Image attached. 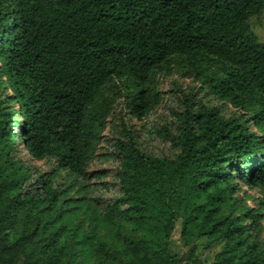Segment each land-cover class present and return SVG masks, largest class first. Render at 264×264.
<instances>
[{
	"label": "trees",
	"instance_id": "16d2710c",
	"mask_svg": "<svg viewBox=\"0 0 264 264\" xmlns=\"http://www.w3.org/2000/svg\"><path fill=\"white\" fill-rule=\"evenodd\" d=\"M263 10L264 0H0V91L20 109L19 121L0 109V264H264L248 222L261 216L235 183L264 190V43L250 26ZM173 67L251 115L182 93L177 134L155 129L178 155L118 143L121 195L103 209L61 205L50 182L45 197L22 190L32 174L12 155L17 135L33 159L85 177L110 112L104 87L133 80L130 113L143 119L159 100L143 85ZM80 207L93 210L89 230L70 218ZM178 224L185 256L171 249ZM198 239L220 246L212 259Z\"/></svg>",
	"mask_w": 264,
	"mask_h": 264
},
{
	"label": "rangeland",
	"instance_id": "374dc122",
	"mask_svg": "<svg viewBox=\"0 0 264 264\" xmlns=\"http://www.w3.org/2000/svg\"><path fill=\"white\" fill-rule=\"evenodd\" d=\"M250 26L257 35L258 41L264 43V10L260 15L250 18ZM185 72L186 69L184 68L173 67L167 73L157 72L149 82L143 85L147 91L159 95L157 104L143 119H137L130 113L128 100L136 88L133 80L116 79L104 87L102 93L103 97L110 103V112L106 118L101 137L89 154L85 177L75 176L70 174L68 170L59 169L53 158L33 159L32 156L21 150L23 145L20 136L17 135V148L12 151V155L23 164H29L32 174L22 190L41 194L42 197H45L43 182H50L52 187L61 190V205L65 204V200L71 198L73 201H82L80 203L84 205L92 204L98 210L103 209L107 202L113 201L121 195L117 178L121 164L117 157L116 147L118 143H128L131 138H134L139 147L151 155L168 157L178 155L180 149L174 147L170 141L162 136L157 135L155 129L164 127L172 134H177L176 128L180 125L179 115L185 109L182 93L195 95L196 101L219 105L227 115L235 113L244 119L251 115L250 112L234 107L227 101L220 99L216 94L211 93L209 87L204 85L201 80L191 77ZM3 85H5V87L3 86L5 93L3 90L0 91V109L6 113H11V117L19 121V106L12 101L13 97H11L12 94L7 85L5 83ZM14 128L18 134L21 126L18 123ZM251 129L258 135L262 134L253 123H251ZM235 183L239 188L237 195L240 199L245 200L247 205L254 209L255 214L261 216L260 225L252 224L250 220L248 222L252 227L251 232L260 240H264V190L258 186L246 184L240 178H236ZM80 203L74 202L66 207L78 206ZM81 208L72 213L70 218L75 223L82 224L83 230H89L91 224H97L93 220V210L91 208L84 212V208ZM103 229L102 227L101 231ZM195 243L203 260L212 259L214 253L220 249L218 245L215 248H209V243L205 239H198ZM171 249L172 252L178 253L180 256H185V253L190 249L181 240L179 224L172 237ZM189 264L196 263L189 262Z\"/></svg>",
	"mask_w": 264,
	"mask_h": 264
}]
</instances>
